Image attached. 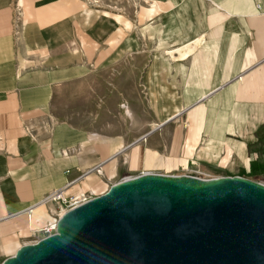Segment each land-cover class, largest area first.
Returning <instances> with one entry per match:
<instances>
[{
  "label": "crops",
  "instance_id": "obj_1",
  "mask_svg": "<svg viewBox=\"0 0 264 264\" xmlns=\"http://www.w3.org/2000/svg\"><path fill=\"white\" fill-rule=\"evenodd\" d=\"M116 1L0 0V264L59 221V190L264 177V0H150L141 22Z\"/></svg>",
  "mask_w": 264,
  "mask_h": 264
},
{
  "label": "water",
  "instance_id": "obj_2",
  "mask_svg": "<svg viewBox=\"0 0 264 264\" xmlns=\"http://www.w3.org/2000/svg\"><path fill=\"white\" fill-rule=\"evenodd\" d=\"M3 264H264V185L143 174L65 213Z\"/></svg>",
  "mask_w": 264,
  "mask_h": 264
},
{
  "label": "rangeland",
  "instance_id": "obj_3",
  "mask_svg": "<svg viewBox=\"0 0 264 264\" xmlns=\"http://www.w3.org/2000/svg\"><path fill=\"white\" fill-rule=\"evenodd\" d=\"M117 1H118V3H121L120 6L123 7V11L126 14H128L129 17H130V13L132 12V17L135 18V19H137L139 17L140 18V22H141V19L145 20L146 17L149 18V20H150V0H117ZM18 4H19V7H20L21 6L20 0H16L15 6H17ZM96 5H98L96 7V8H98L99 4H96ZM138 12H139V14H138ZM138 25L139 26H137V29L136 28L132 29V30L131 29H124L123 32H122L123 33L122 36L123 37H130L131 36V37H139V38L145 37L146 36V30H145L146 29V24L144 23L142 25L141 24H138ZM141 26H144V27L141 28ZM139 49H140V52H142L145 49H147V47L146 46H140ZM124 106H126V105H124ZM124 106H123V108H124ZM124 113H125V115H127L125 108H124ZM128 117H130V116H128ZM184 176L197 177V178L204 179V180H212V179H219V178H225V177H240V178L248 179V180H251V181H254V182H257V183H260V184L264 185V177L263 176H257V175H255L253 173H244L242 175H237V174L229 175V174H221V173H218L216 171H210V172L192 171L190 173L185 174ZM126 179H128V178H126ZM126 179H124V180H126ZM118 182H120L119 179L114 180L112 182V184L115 185ZM106 189L108 190L107 186H105L103 191H105ZM98 194H101V193L98 192ZM85 199H87V198H85ZM88 200H90V199H88ZM55 204H57V203H55ZM60 216H63V215L61 214ZM43 233H44V230H43ZM44 235L46 236L45 233H44ZM38 239H39V237H35L33 239H28V241L29 242L30 241L35 242Z\"/></svg>",
  "mask_w": 264,
  "mask_h": 264
},
{
  "label": "built area",
  "instance_id": "obj_4",
  "mask_svg": "<svg viewBox=\"0 0 264 264\" xmlns=\"http://www.w3.org/2000/svg\"><path fill=\"white\" fill-rule=\"evenodd\" d=\"M19 8L20 7L18 4L16 6V9H19ZM19 17H20V14L18 13V22L21 21V19H19ZM96 171L98 173H101L100 170H96ZM92 199H94V198H92ZM92 199H90V200H92ZM90 200L85 199V198H81V199L68 198L65 195L64 190H59V191L54 192L52 195H50L49 198L45 201V204L57 203V204L61 205L64 209V212L62 215H64L65 213L76 209L77 207L83 205L84 203H87ZM57 223H58V221L56 223H54L55 224L54 226H50L44 230L46 237L51 236L56 232Z\"/></svg>",
  "mask_w": 264,
  "mask_h": 264
},
{
  "label": "bare ground",
  "instance_id": "obj_5",
  "mask_svg": "<svg viewBox=\"0 0 264 264\" xmlns=\"http://www.w3.org/2000/svg\"><path fill=\"white\" fill-rule=\"evenodd\" d=\"M124 108L126 109V114L128 115V116H131V111L128 109V107H126V106H124ZM131 119V118H130ZM101 190V189H100ZM11 249V248H10Z\"/></svg>",
  "mask_w": 264,
  "mask_h": 264
}]
</instances>
